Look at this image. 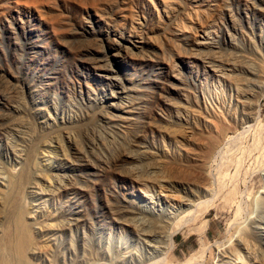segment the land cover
<instances>
[{
	"label": "rangeland",
	"instance_id": "rangeland-1",
	"mask_svg": "<svg viewBox=\"0 0 264 264\" xmlns=\"http://www.w3.org/2000/svg\"><path fill=\"white\" fill-rule=\"evenodd\" d=\"M19 225L52 264H264V0H0V245Z\"/></svg>",
	"mask_w": 264,
	"mask_h": 264
},
{
	"label": "bare ground",
	"instance_id": "bare-ground-1",
	"mask_svg": "<svg viewBox=\"0 0 264 264\" xmlns=\"http://www.w3.org/2000/svg\"><path fill=\"white\" fill-rule=\"evenodd\" d=\"M85 108V107H84ZM88 110V109H87ZM94 110V109H93ZM83 112V111H82ZM90 112H92V111H89V113ZM89 113H87L88 115H89ZM86 115V114H85ZM89 117V116H88ZM222 128V127H221ZM224 129V128H223ZM228 129V128H227ZM227 129H225V130H227ZM236 129H238V128H236ZM218 131V130H217ZM220 131H222V132H219V134L216 136V137H208V136H213L214 134L212 133H209V135H204V136H206V145H207V151H206V153H207V155H208V157L206 158V157H204V156H206V153H204L203 154V156H202V153L200 154L202 157H204V159L206 158V161L205 162H203V164H201V166H202V171H201V175L205 178V179H207V184L209 183V180H210V178H212V177H210V175H212V174H210V173H212V172H209L210 170H208V164H210L209 162H208V159H209V157L212 155L213 156V153H215V151L217 152V150H218V148L220 147V145L221 144H223V143H225V142H223V143H221L222 141H223V139H224V137H225V133H224V130H220ZM230 132V131H229ZM71 134V133H70ZM211 134V135H210ZM215 134H217V133H215ZM230 134V133H229ZM259 134H261V130H260V133H258V135ZM68 136H69V134H68ZM202 136V135H201ZM204 136H203V138H204ZM230 137V136H229ZM259 137H260V135H259ZM202 139V138H201ZM205 139V138H204ZM257 139H259V138H257ZM201 142H202V140H200ZM199 141V142H200ZM70 142V141H69ZM228 142V141H227ZM203 144H204V141L202 142ZM201 143V144H202ZM258 143V142H257ZM255 144H256V142H255ZM254 144V145H255ZM258 145V144H257ZM205 149V150H206ZM220 149H223V148H220ZM219 149V150H220ZM43 150H45V149H43ZM205 150H202L203 152L205 151ZM218 150V151H219ZM189 153V152H188ZM246 154V153H245ZM199 155V154H198ZM197 155V156H198ZM220 155V154H219ZM46 155L43 153V155H42V159H43V170H42V168H37V169H34V171L36 172L37 171V173H43L44 171L46 172V173H50L49 174V176H48V178H50V183H56V182H58V177H57V175H55V174H53V165L51 164V163H49L48 164V161L46 160V158H44ZM186 157H188V156H186ZM214 157V156H213ZM211 158L212 157H210V160H211ZM242 158V157H241ZM200 158H198V157H195L194 156V158H192V156L191 157H189V161H188V159H187V161L188 162H190V161H193V162H199L200 160H199ZM183 160H185V159H183ZM187 161H185V163H187ZM212 161V160H211ZM182 162V161H181ZM192 162V163H193ZM180 163V162H179ZM185 163H181L182 165H181V167L182 166H185L186 164ZM191 163V162H190ZM189 163V164H190ZM191 163V164H192ZM239 163V162H238ZM185 164V165H184ZM241 164V163H240ZM188 165V164H187ZM187 165L185 166V167H187ZM192 165H194V164H192ZM192 165H191V167H192ZM198 165V164H197ZM196 165H194V167H195ZM200 166V165H199ZM200 166V167H201ZM183 168V170L184 169H186V168ZM210 167H211V165H210ZM179 168H180V166H179ZM181 168V169H182ZM188 168H190L189 167V165H188ZM198 169V168H197ZM186 170H189V169H186ZM190 170H191V168H190ZM193 170V169H192ZM191 170V171H192ZM191 171H189V172H187V173H189L190 175H191ZM194 171V170H193ZM196 171V170H195ZM194 171V172H195ZM56 173V172H55ZM186 174V173H185ZM193 174V173H192ZM195 174H196V172H195ZM194 175V174H193ZM185 176V175H184ZM188 176V175H187ZM186 176V177H187ZM192 176V175H191ZM195 176V175H194ZM194 176L192 177L193 179H194ZM213 176V178H214V175H212ZM198 177V176H197ZM196 177V178H197ZM202 177V178H203ZM60 178V177H59ZM189 178V177H188ZM191 178V179H192ZM199 178V177H198ZM197 178V179H198ZM204 178H203V180H204ZM218 178V177H217ZM216 178V179H217ZM220 178V177H219ZM54 179V180H53ZM196 179V180H197ZM215 179V178H214ZM189 180H190V178H189ZM189 180L187 181L186 180V178H185V180L184 181H186V182H189ZM211 180H213V179H211ZM220 180V179H219ZM222 180H224V179H222ZM199 181H200V179H199ZM214 181V183H216L215 182V180H213ZM218 181V180H217ZM190 182H192V181H190ZM196 182V181H195ZM205 182H206V180H205ZM221 182V181H220ZM224 182V181H223ZM49 183V180H48V182H47V185H49L50 184ZM196 183H198V182H196ZM196 183H194V184H196ZM219 183V182H218ZM218 183H216V184H218ZM222 183V182H221ZM190 184H192V183H190ZM210 185V184H209ZM221 185V184H220ZM218 186V188H220V189H218V190H221L222 189V187H223V183H222V185L221 186ZM192 186H193V184H192ZM203 189V188H202ZM207 191H208V189H207ZM4 200V199H3ZM20 223H21V221H19ZM36 224H38V223H36ZM25 228L23 227V225L22 226H18V231H16V233H15V235H11L9 238H8V244L7 245H0V264H27V261H29V259L31 260V259H40V260H38V261H42V264H52V262H54V255L52 254V252L51 253H48L49 251V249L51 250V248L50 247H53V250H54V244L51 242L50 243V241H44L43 243H38L39 245H36V244H33V243H31L30 241H29V237H28V235H27V231H25L24 230ZM44 246V247H43ZM46 247H49V248H47V250H45L44 248H46ZM91 247V246H90ZM53 250H51V251H53ZM88 250V249H87ZM46 251H48V252H46ZM54 251H56V250H54ZM91 251V250H90ZM92 252V251H91ZM90 252V253H91ZM88 253V252H87ZM52 254V255H51ZM92 254V253H91ZM93 255V254H92ZM43 259V260H42ZM83 260V259H82ZM31 262V261H30ZM30 262H28V264H30ZM32 264V263H31ZM87 264V263H86Z\"/></svg>",
	"mask_w": 264,
	"mask_h": 264
}]
</instances>
